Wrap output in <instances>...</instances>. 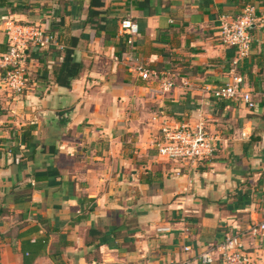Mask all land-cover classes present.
<instances>
[{
	"label": "crops",
	"instance_id": "obj_1",
	"mask_svg": "<svg viewBox=\"0 0 264 264\" xmlns=\"http://www.w3.org/2000/svg\"><path fill=\"white\" fill-rule=\"evenodd\" d=\"M245 3L258 20L234 66L218 29ZM123 18L137 24L130 45ZM9 19L49 20L56 47L20 95L0 85V264H200L203 245L264 216V0H0V52ZM66 48L82 67L62 86ZM133 60L158 78L130 72ZM234 74L252 109L211 96ZM197 121L211 156L156 154L163 125ZM244 245L264 264V240Z\"/></svg>",
	"mask_w": 264,
	"mask_h": 264
},
{
	"label": "built area",
	"instance_id": "obj_2",
	"mask_svg": "<svg viewBox=\"0 0 264 264\" xmlns=\"http://www.w3.org/2000/svg\"><path fill=\"white\" fill-rule=\"evenodd\" d=\"M258 20L255 8L245 3L237 16L226 18L222 16L218 29L220 42L232 48L233 65L247 57L250 50L252 35L251 26ZM118 32L126 34V42L132 44L137 35V24L130 18L118 22ZM5 50L0 52V85L14 95L25 91L34 78L33 61L40 57L51 62L53 48L56 47L55 36L49 26V20L36 22L5 21ZM59 47V46H58ZM130 72H135L141 79L158 78V73L144 64L133 60L128 65ZM241 79L238 75L211 89V96L217 99L240 100L248 109L255 105L250 92L239 88ZM173 79L165 74L159 78L160 90H168ZM244 136V133H241ZM214 139L204 127L203 122L193 124L185 122L161 127L160 138L153 142V148L158 156L182 162L187 166L194 165L198 160L212 155ZM246 236L258 237L264 240V216L250 224L234 230L222 231L220 241L209 242L196 252L194 259L200 264H251L250 252L245 248ZM184 251L190 250L183 246ZM189 258L170 264H188Z\"/></svg>",
	"mask_w": 264,
	"mask_h": 264
},
{
	"label": "trees",
	"instance_id": "obj_3",
	"mask_svg": "<svg viewBox=\"0 0 264 264\" xmlns=\"http://www.w3.org/2000/svg\"><path fill=\"white\" fill-rule=\"evenodd\" d=\"M71 50L64 49L62 61L58 68L53 71L54 82L58 85L68 86L71 79H73L80 71L82 64L72 61Z\"/></svg>",
	"mask_w": 264,
	"mask_h": 264
},
{
	"label": "water",
	"instance_id": "obj_4",
	"mask_svg": "<svg viewBox=\"0 0 264 264\" xmlns=\"http://www.w3.org/2000/svg\"><path fill=\"white\" fill-rule=\"evenodd\" d=\"M67 111H68L67 109H64V110L57 111L54 114L57 116V118H59L62 115H66Z\"/></svg>",
	"mask_w": 264,
	"mask_h": 264
}]
</instances>
